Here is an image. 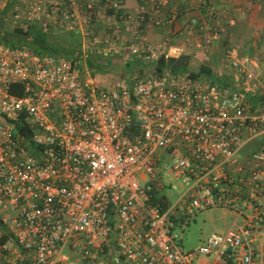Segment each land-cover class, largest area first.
<instances>
[{
    "label": "built area",
    "instance_id": "2783aa9c",
    "mask_svg": "<svg viewBox=\"0 0 264 264\" xmlns=\"http://www.w3.org/2000/svg\"><path fill=\"white\" fill-rule=\"evenodd\" d=\"M18 1L0 0V11L12 2L6 13L23 28L50 21L86 39L94 11L120 2ZM139 5L135 16L104 14L106 33L91 36L105 55L118 22H131L127 49L148 71L111 87L65 56L0 44V238L8 235L0 260L7 264H110L114 250L125 264H264V140L243 169L236 155L244 134L264 133V75L232 46L222 54L232 85L191 71L155 73L161 54L182 49L154 46L139 29L142 12L155 26L173 21L162 16L165 0ZM205 17L190 15L186 29L208 42L222 27L214 10ZM255 93L258 109L248 101ZM157 170L182 176L186 188L171 205L162 185L154 187ZM216 205L240 224L183 250L173 228L184 227L192 208Z\"/></svg>",
    "mask_w": 264,
    "mask_h": 264
},
{
    "label": "crops",
    "instance_id": "0c3cea01",
    "mask_svg": "<svg viewBox=\"0 0 264 264\" xmlns=\"http://www.w3.org/2000/svg\"><path fill=\"white\" fill-rule=\"evenodd\" d=\"M120 2L122 14L135 16L141 0H120ZM207 8L214 10L216 15L227 17L230 23L228 28L226 26L222 29L216 39L204 42L196 32L190 34L184 30L186 19L190 15L205 19ZM134 10L135 13H131ZM95 14L98 15L97 17L102 16L97 9ZM169 14H173L175 18L173 24L170 25V28L174 29L173 31L165 26L161 27L164 29L163 31H160V27L149 26L147 30L145 28L142 35L148 43L157 46L162 45V41L158 44L154 43L158 36L161 38L165 36L166 31L170 32L171 37L166 40V47H180L182 49L180 54L187 56L188 69H207L209 73L214 74L213 77L211 76L213 80L228 84L230 77L222 66V54L225 47L232 46L240 56L247 57L249 60L248 69L264 75V0H166L162 16L166 17ZM139 23L141 27L149 24L147 14L140 16ZM173 41L174 45H172ZM248 101L253 109L262 106V98L258 93L249 94ZM262 140H264V133L251 140L246 139L245 134L243 135L240 148L237 151V154H241L238 157L240 164L237 166L240 165L243 169L249 164L250 155L257 150L258 144ZM235 222L236 217L231 225ZM0 264H7V262L0 260Z\"/></svg>",
    "mask_w": 264,
    "mask_h": 264
},
{
    "label": "rangeland",
    "instance_id": "374dc122",
    "mask_svg": "<svg viewBox=\"0 0 264 264\" xmlns=\"http://www.w3.org/2000/svg\"><path fill=\"white\" fill-rule=\"evenodd\" d=\"M28 1H31V0H20L18 1V4L19 6L20 5L23 6V4ZM105 9L106 8H104V10L102 8L97 9L98 12L99 11L101 12L102 16L97 17L98 15L97 16L95 15V23L90 29L92 31L91 36H93L94 34L96 36H103L106 33V24H105V19H104V14H106ZM131 13H135V10L132 11ZM219 17L221 21L220 26L222 27V29L225 28L226 26L228 28V24L230 23L228 18L223 17V16L222 17L219 16ZM115 18H117V16ZM40 22H43V20H40ZM118 23H119L118 32L115 36L111 37V40H113L115 44H110L109 45L110 50L108 51V53L105 54L106 56L115 54V56L113 57L117 58V61L105 73H94L98 81H100L102 84L109 86V87H111L113 83L120 78L127 79L128 77H131L132 75H134L136 72L141 73L142 75L143 73H147L148 71L147 68H143V66H141L140 64L136 66L137 64H135L134 61H131L134 59L127 49V42H126V40L129 37V33L132 30L131 22L125 23V22L120 21ZM54 24L53 26H51L49 34H52L55 37V39L62 41L63 44H67V42H70L71 40L69 39V36L64 31H62L65 29L62 27V30L60 31L61 28H58ZM15 25L22 26L20 17L14 19L9 13H6L3 16V19L1 20V27L4 30L9 31ZM149 26L154 27L153 25H151V23L145 26L142 25L141 27L139 23V29L141 31L143 30L142 33L145 31V28L147 30V27ZM164 26L166 28L169 27V29L172 31L174 30V29H171L170 28L171 26L168 24ZM163 30L164 29L160 27V31H163ZM77 32L78 34H76V36L78 35L81 46L88 45V49L92 47L96 50L97 45L92 43V39L90 42H88L86 37L82 36L79 30H77ZM184 32H187L186 28ZM169 34L170 32L166 31V33L164 34L165 36L161 38L160 36H158L157 41H155L154 43L158 44L162 41L161 44L164 46L162 45L160 46L166 47V44H165L166 40L169 37H171V35ZM152 45H155V44H152ZM172 45H174V41L172 42ZM100 53L104 55L102 52ZM126 60H129L127 64H125ZM85 69H87L86 65H85ZM187 71L197 73L199 70H191V69H188L187 67ZM198 74H203V73H197V75ZM205 75L212 76V77L214 76V74L212 73L205 74ZM240 156L241 154H237V157H240ZM172 160H173L172 158H167L161 163V165L169 164L170 161ZM159 184L162 185V188H161L162 190L159 188ZM154 187L158 190V192L161 190V192H163L166 195L170 205L173 204L177 200L179 195L186 188V186L184 185V182L182 181V176H179L177 178H174L170 175L162 176V171H158V170L156 171V180H155ZM177 209L181 210L182 207L179 204H177ZM186 214L189 216V218L187 219V223L184 225V227L182 229L180 227H174L172 230V233H175L177 236L181 233L180 244L183 250L192 249V248H195L203 244L207 236L211 233H223L227 231L230 228V225L235 218L233 210L226 209L225 207H222L219 205L207 207L202 210H196L192 208ZM178 215L180 216L182 221L185 220L186 215H184L183 212H179ZM240 222H241L240 218H236L235 224L238 225L240 224ZM110 264H125V262L120 259L118 252L116 250H114V258L110 261Z\"/></svg>",
    "mask_w": 264,
    "mask_h": 264
},
{
    "label": "trees",
    "instance_id": "16d2710c",
    "mask_svg": "<svg viewBox=\"0 0 264 264\" xmlns=\"http://www.w3.org/2000/svg\"><path fill=\"white\" fill-rule=\"evenodd\" d=\"M11 3H8L7 7ZM6 10L0 11V44L6 45L10 48L24 49L30 54L38 56L62 55L73 60L75 64L78 62L80 66L84 63L91 74L105 73L117 61V58L113 57L115 54L107 56L102 55L92 47L87 50H82L80 39L78 35L76 36V34H78L76 30H62L61 25L51 23L50 21H47L45 26H42L39 20H33L25 28L15 25L11 30L6 31L1 27V20L6 14ZM105 10L106 14L108 13L109 15L115 16L116 14V16H118L119 14H122L121 8H117L116 11H113L111 8ZM94 15L95 11L92 16ZM53 24L58 28H61L60 31H64L71 41L67 42V44H63L62 41L55 39L52 34H49L50 28ZM91 39L90 35L87 41L90 42ZM128 61L129 60H126L125 64H127ZM131 61H134L135 64H137L136 66L139 65L136 60ZM162 70H168L169 72L178 74L187 73V56L185 54H180L177 57H166L161 54L155 63V73L159 74ZM189 73L191 75H197V73L209 74V70L200 68L197 73ZM228 84L230 85V82ZM0 226L3 227L1 223ZM7 238L8 235L4 233L0 238V243L4 242Z\"/></svg>",
    "mask_w": 264,
    "mask_h": 264
},
{
    "label": "bare ground",
    "instance_id": "6f19581e",
    "mask_svg": "<svg viewBox=\"0 0 264 264\" xmlns=\"http://www.w3.org/2000/svg\"><path fill=\"white\" fill-rule=\"evenodd\" d=\"M121 2H119V6H118V8H120V6H121V4H120ZM165 4H166V0H165ZM164 8H165V6H164ZM164 8L162 9L163 11H164ZM107 9V8H106ZM113 10V9H112ZM113 11H116V10H113ZM162 11V12H163ZM167 13V12H166ZM143 14H146V13H144V12H142L141 14H140V16L141 15H143ZM121 15V14H120ZM174 16V15H173ZM219 16V15H218ZM115 17H116V14H115ZM174 20H175V18H173V21L171 22V23H165V22H163V23H161L160 25H153L154 27H162V26H164V25H166V24H168V25H172L173 24V22H174ZM139 21H140V17H139ZM152 25V24H151ZM222 32V31H221ZM141 33H142V31H141ZM133 57V56H132ZM134 60H136L135 58H133ZM139 64H140V62L138 61V60H136ZM141 65V64H140ZM215 81V80H214ZM231 82V81H230ZM229 83V82H228ZM223 84V83H222ZM231 84V83H230ZM226 85H229V84H226Z\"/></svg>",
    "mask_w": 264,
    "mask_h": 264
}]
</instances>
